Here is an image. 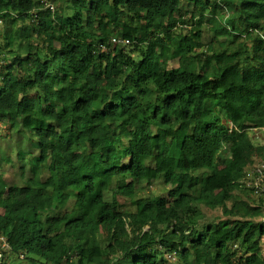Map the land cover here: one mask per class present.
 <instances>
[{"label":"trees","instance_id":"1","mask_svg":"<svg viewBox=\"0 0 264 264\" xmlns=\"http://www.w3.org/2000/svg\"><path fill=\"white\" fill-rule=\"evenodd\" d=\"M47 1L0 0V116L40 150L30 164L19 151L23 185L0 177V234L12 246L0 264L21 254L29 264H264V193L231 195L264 157L247 134L264 127V0H52L54 12L34 11ZM184 4L198 8L186 20ZM112 36L132 45L103 51ZM157 180L175 185L167 197H138ZM203 206L227 218L200 229ZM100 230L107 246L96 245Z\"/></svg>","mask_w":264,"mask_h":264},{"label":"rangeland","instance_id":"2","mask_svg":"<svg viewBox=\"0 0 264 264\" xmlns=\"http://www.w3.org/2000/svg\"><path fill=\"white\" fill-rule=\"evenodd\" d=\"M47 2H51L53 4L55 3L54 4L55 7L58 6V3L52 2V0L51 1L48 0ZM192 9H198V8L194 7L193 4H189V5L184 4L181 15L190 16L189 14H186V13ZM199 14L201 15V12ZM206 18L208 19L207 16ZM187 22L188 21H186L185 23ZM181 25L182 24L179 25V27L177 28V31L181 30V32L187 33L190 30V28L188 27L189 25H187V27L181 26ZM30 26H31V20L28 19L23 22L18 21L15 25H12L11 23H7L1 30L4 36V35H7L11 30L16 31L20 27H30ZM211 28H212L211 24L207 22V25L204 29L205 32L201 40L202 43L206 45V47H208L211 41L213 40V33L211 32ZM33 38L34 40H37L35 33H33ZM20 44H21V41L17 40L16 46L19 47ZM20 51L22 54L26 55L27 51L25 47H20ZM9 58L10 60H13L14 55L13 54L10 55ZM172 65H175V63H172ZM53 71L57 72L56 69H53ZM16 74L24 75V71L18 68L16 69ZM217 107H218L217 105L214 106V109ZM21 130H22V127L13 128L12 124L8 121V119L0 116V177L3 180L8 181L10 184L11 183L18 184V185L24 184L22 177H21V174L23 172L22 161L20 160V156H19V151L21 150V148L22 150L26 152V159H25L26 164H30L34 157L40 156V150L38 148L37 138L29 134L23 135ZM156 131H157V128H156ZM178 134L179 132L177 131L175 139H177ZM263 136L264 135H262V137ZM127 146H128V138L123 137L122 149L124 150L125 148H127ZM259 159L260 158L254 159L252 163H257ZM128 160L129 158L124 156L123 162L126 163L128 162ZM248 170H251V169L248 168ZM48 176H49V172L45 171L42 175V178H44L45 180ZM131 180H132V177L129 176L128 181H131ZM242 181H244V178ZM173 186L175 185L163 184L157 180L152 184L144 185L143 188H141L142 191L139 192V196H154V198H165L168 196V191ZM244 189H245V186L243 185V189H235L234 191H231L232 198L234 199L236 196H240L241 198H247L246 194L244 193L246 189L245 190ZM131 200L132 199H129V198L125 199V198L119 197V201L124 204L127 210L135 209V206L131 203ZM232 202L233 200H230L228 202V205L231 206ZM72 206L69 205L67 209L69 210L70 208H72ZM50 215H54V214H50ZM225 218H227V216L223 214V209L221 207L210 208L207 206H203V218L202 220L197 222L196 225H198V228L202 229L204 225L208 223L215 224ZM91 234H92L91 231L85 232V235H91ZM96 237H97L96 243H98L100 246H107L109 242L108 241L109 237L105 230H103L100 234L96 235ZM262 247L263 248H262L261 254L262 256H264V242H263ZM37 260H38V263L36 264H45L42 258L39 257ZM98 260H101V259L98 258ZM12 261L14 264H29L28 261H26L24 258H21V257L18 259H16V257H13ZM173 262L177 263L176 260H174ZM174 263H171V264H174Z\"/></svg>","mask_w":264,"mask_h":264},{"label":"clouds","instance_id":"3","mask_svg":"<svg viewBox=\"0 0 264 264\" xmlns=\"http://www.w3.org/2000/svg\"><path fill=\"white\" fill-rule=\"evenodd\" d=\"M51 6H53L54 7V9H51ZM223 6V5H222ZM224 7V12H225V14H224V17H223V19L220 21V22H222V21H225V20H227L228 19V17L230 16V12H229V10L225 7V6H223ZM45 9H49V10H51V11H55V5L53 4V3H51V2H46V3H44L40 8H36V9H34V11H43V10H45ZM201 15H199V17H200ZM210 15H209V13L207 14V17H209ZM215 17L217 18V15H215ZM188 18V16H185V17H183V20L185 19H187ZM0 24H2V21H0ZM184 24H186V25H184ZM184 24H182L181 26H185V27H187V25H189L188 27L191 29V25H190V23H184ZM178 33H180L181 32V30L180 31H177ZM205 32V31H204ZM204 32H203V34H204ZM154 33H157V34H159L160 33V31L159 30H156V31H154ZM203 34H202V36H203ZM262 34H264V33H262ZM113 37H116V38H118V39H120V40H125V39H129L130 40V42H128V43H119V42H111V39L113 38ZM101 44H103V43H101ZM100 44V45H101ZM104 44H106L107 45V49H105V50H103L102 48V50L103 51H106V50H108L109 48H113L114 46L115 47H129V46H131L132 45V41H131V39L130 38H127V37H117V36H112L111 38H110V40L107 42V43H104ZM205 47H206V45H205ZM207 49L206 48H200V49H198L197 50V52L199 53V52H202V51H206ZM205 58L206 57H204V58H202L201 60H205ZM172 63H174V61L173 60H171V66H173L172 65ZM230 127L231 128H233L234 127V124L231 122L230 123ZM247 134L249 135V137H250V139H251V141L253 142V144L254 145H258V144H261L263 141H264V136L262 137V135H264V127H259V126H250L249 128H247ZM124 156H126L127 158H129V160H128V162H126V163H124V164H127V163H129L130 162V157H128L127 155H123V159H124ZM257 158H259V157H257ZM254 159H256V158H254ZM253 159V160H254ZM258 167H261L262 168V170H263V173H264V157H261L260 159H259V161L257 162V163H252V164H249L248 165V168H250L251 170H247V173H246V176H244L243 178H244V181H242L243 180V178L241 179V182L243 183V185L245 186V189L247 190V191H251V196H257L258 197V195H256V193H255V191H254V189L253 188H251V187H249V186H247V181L248 180H250L249 178H248V173L249 172H251V171H253V170H255V169H257ZM159 181V180H158ZM161 182V181H160ZM162 183V182H161ZM2 190H0V192H1ZM142 191V190H141ZM119 197H121V198H129V199H131L130 197H124V196H119ZM119 197H118V200H119ZM138 197L139 198H154V196H139V193H138ZM104 200L105 201H108V202H111L112 200H113V196H112V193L111 192H109V191H106L105 193H104ZM120 202V201H119ZM122 205H123V207H122V209L123 210H125V211H129V212H136L137 211V205L134 203V201L133 200H131V203L135 206V209L134 210H127L126 209V207L124 206V204L122 203V202H120ZM72 206V208H70L69 210H71V209H73V208H75V201H73V200H70L69 202H68V205H67V208H68V206ZM50 214H52V213H50ZM49 214V215H50ZM46 215V214H45ZM51 216H53V215H51ZM147 229H149V226H146L145 227V230H147ZM89 231H91L92 232V234L91 235H85V236H92V235H94V233H93V231L92 230H89ZM103 231V230H102ZM101 230H100V232H98L96 235H98V234H100L101 232H102ZM87 232V231H86ZM85 234V233H84ZM108 234V233H107ZM96 235H95V237H96ZM1 237H3V238H5L8 242H9V240H8V237L7 236H5V235H2V234H0V238ZM97 238V237H96ZM10 243V242H9ZM0 245H1V242H0ZM96 245H99L98 243H96ZM102 247H104V246H102ZM12 250V246H11V249L10 250H8V251H6L5 253H4V256L0 259V260H2L10 251ZM22 255V254H21ZM21 255H20V257H21ZM262 255V254H261ZM22 258V257H21ZM24 258V257H23ZM25 259V258H24ZM167 259L168 260H170L171 261V263L174 261V260H176V257H175V255H173V256H171V255H168L167 256Z\"/></svg>","mask_w":264,"mask_h":264},{"label":"built area","instance_id":"4","mask_svg":"<svg viewBox=\"0 0 264 264\" xmlns=\"http://www.w3.org/2000/svg\"><path fill=\"white\" fill-rule=\"evenodd\" d=\"M51 9H54L53 6H51ZM111 42H119V43H128L130 42L129 39H125V40H120L116 37H113L111 39ZM100 47L105 50L107 49V45L106 44H101ZM248 178L250 180H248L247 186L251 187V188H255L254 191L256 193V195L260 196L264 193V173L261 167H258L257 169L251 171L248 173ZM0 259L4 256V253L8 250L11 249V244L3 237L0 238ZM21 257H24V254L21 255Z\"/></svg>","mask_w":264,"mask_h":264}]
</instances>
